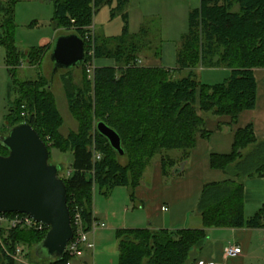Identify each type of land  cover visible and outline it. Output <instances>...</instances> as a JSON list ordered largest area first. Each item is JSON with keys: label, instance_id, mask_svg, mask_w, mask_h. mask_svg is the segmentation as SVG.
<instances>
[{"label": "trees", "instance_id": "obj_1", "mask_svg": "<svg viewBox=\"0 0 264 264\" xmlns=\"http://www.w3.org/2000/svg\"><path fill=\"white\" fill-rule=\"evenodd\" d=\"M18 1L0 3V46L11 78L22 60L36 65L51 51L50 45H44L23 54L15 47L14 8ZM130 1L52 0L54 29L63 30L62 35L78 36L86 53L93 43L94 59L112 60L114 66H95L88 78L83 63L79 87L71 77L61 76L77 132L65 138L60 135L62 117L49 82L39 76L15 85L16 97L0 133L7 135L11 128L27 123L48 152L55 148L72 154L69 172L61 179L71 226L74 229L73 217L79 213L85 232L92 228L96 189L104 197L117 187L132 191L154 160L160 162L164 178L179 176L197 135L209 136L204 117H228L234 124L241 112L252 110L256 99L253 69H264V0H199V6L188 13V29L177 48L174 69L139 64L141 54L152 49L147 30L128 32L125 9ZM103 6L111 7V19L121 15L119 36L105 37L92 30L93 16ZM155 54L159 56V52ZM199 69H228L230 73L222 83L206 85L197 79ZM97 122L119 136L123 156L98 134ZM7 155L0 143V156ZM210 165L237 180L204 187L197 205L202 228L117 230V264H194L207 230L264 228V205L250 218L243 213L244 182L264 178V142L255 138L252 126L238 130L231 153L212 155ZM46 233L24 228L0 231V264H15L11 256L18 245L35 251ZM70 260L66 253L61 260L49 259V264Z\"/></svg>", "mask_w": 264, "mask_h": 264}, {"label": "crops", "instance_id": "obj_2", "mask_svg": "<svg viewBox=\"0 0 264 264\" xmlns=\"http://www.w3.org/2000/svg\"><path fill=\"white\" fill-rule=\"evenodd\" d=\"M8 1L0 0V3ZM177 48V46L172 47L174 56L172 63L164 61L163 50L160 48L159 56L151 62L153 63L151 66L174 69ZM95 66L113 67L114 62L107 59L95 60ZM204 70L227 71L228 76L230 73L228 69L198 71ZM253 77L256 86L254 108L241 112L234 124L228 117H204V128L209 132V136L202 138L197 135L195 147L186 164L182 166V173L179 176L164 178L161 164L156 161L144 172L140 184L132 191L127 187H117L107 197L102 196L98 189L94 191L93 223L88 233V240L93 244V249L81 248L70 264H114V257L118 252L115 240L117 230L202 228V218L197 213V205L204 187L237 180L229 174L213 169L210 165V157L229 155L236 132L249 125L252 126L255 138L264 142V69H253ZM263 205L264 178L246 180L243 184L244 217L250 218ZM164 207L166 211L162 210ZM227 246H237L241 249V253L236 257L225 258L223 251ZM199 262L264 264V228L207 230V239L202 249L195 254L194 264ZM15 264H26V262L20 257L15 260Z\"/></svg>", "mask_w": 264, "mask_h": 264}, {"label": "rangeland", "instance_id": "obj_3", "mask_svg": "<svg viewBox=\"0 0 264 264\" xmlns=\"http://www.w3.org/2000/svg\"><path fill=\"white\" fill-rule=\"evenodd\" d=\"M198 6L199 0H131L129 2L125 9L128 15L129 34H137L141 29L149 33L147 41L150 42L148 45L152 50L141 54L142 65L151 66L153 64L151 62H154L157 57L155 53L159 52L160 48L163 50L164 61L173 62L172 47L180 46L181 38L188 29V13ZM110 10V6L100 8L93 16L92 27L95 33L105 37H116L121 34L123 20L121 15H116L111 19ZM234 10H237V7ZM14 26L15 47L23 54H27L31 48L46 44L52 45L56 37L64 33L61 29H54L52 0H19L14 8ZM50 53L51 51L45 52L36 65H29L22 60L11 78L5 66V50L0 46V133L6 128V118L16 97L15 85L24 81L36 80L39 76L50 82L53 68ZM226 72L221 70L198 71L197 79L206 85L219 84L228 76ZM63 75L71 77V82L79 87L82 84L83 74L80 68L60 70L54 75L49 89L63 120L59 133L65 138L68 134L77 132L78 123L68 109L61 77ZM49 154V163L60 169L59 177L68 174L72 154L63 153L55 148H51ZM120 162L124 164L125 160ZM21 257L26 264L49 263L48 258L37 257L32 249L29 251L25 246H23ZM117 258L118 252L114 257V264H117Z\"/></svg>", "mask_w": 264, "mask_h": 264}, {"label": "water", "instance_id": "obj_4", "mask_svg": "<svg viewBox=\"0 0 264 264\" xmlns=\"http://www.w3.org/2000/svg\"><path fill=\"white\" fill-rule=\"evenodd\" d=\"M50 60L53 68L49 88L57 72L83 65L84 42L74 34L58 36L52 44ZM95 129L123 156L120 138L112 129L102 122H97ZM0 143L8 150L7 156H0V215H27L47 227L44 239L34 252L40 258L61 260L73 230L59 167L49 163L46 145L27 123L11 128L7 135H0Z\"/></svg>", "mask_w": 264, "mask_h": 264}, {"label": "built area", "instance_id": "obj_5", "mask_svg": "<svg viewBox=\"0 0 264 264\" xmlns=\"http://www.w3.org/2000/svg\"><path fill=\"white\" fill-rule=\"evenodd\" d=\"M85 39L90 42V36H86ZM90 45V43H89ZM93 43L87 49V53L85 52V61H84V68L86 69V73L89 77L92 76L93 69L95 67V59H94V52H93ZM99 159V156H96ZM163 211L167 209L164 207L162 208ZM73 237L71 241L68 243L66 247L65 254L67 253L71 260L77 256L81 250V248L86 249H93V244L88 240V233L85 232L83 228V223L79 213H75L73 217ZM16 228H24L28 230H34L38 232H47L48 228L44 225L33 221L30 217L23 214H15L13 216H6L5 214L0 215V231L6 232ZM1 244V239H0ZM3 249V247H2ZM23 253V246L18 245L15 248L14 254L11 256L14 260L20 259ZM241 253V249L237 246H227L224 251L223 255L225 258L236 257ZM70 260V261H71ZM70 261L67 264H70ZM197 264H203L199 262ZM213 264V263H208Z\"/></svg>", "mask_w": 264, "mask_h": 264}]
</instances>
